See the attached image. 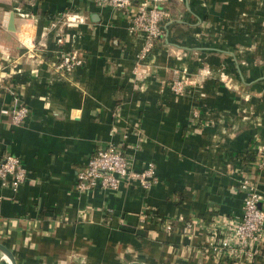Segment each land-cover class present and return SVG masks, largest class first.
<instances>
[{
    "label": "crops",
    "instance_id": "0c3cea01",
    "mask_svg": "<svg viewBox=\"0 0 264 264\" xmlns=\"http://www.w3.org/2000/svg\"><path fill=\"white\" fill-rule=\"evenodd\" d=\"M162 6L141 58L136 4L0 0V160L18 155L28 173L17 191L0 184V242L17 264L248 262L215 254L208 226L242 217L244 176L264 195V0ZM70 51L84 63L59 74ZM22 104L30 115L13 125L2 110ZM113 140L134 171L153 162L158 182L80 193L79 170Z\"/></svg>",
    "mask_w": 264,
    "mask_h": 264
},
{
    "label": "built area",
    "instance_id": "2783aa9c",
    "mask_svg": "<svg viewBox=\"0 0 264 264\" xmlns=\"http://www.w3.org/2000/svg\"><path fill=\"white\" fill-rule=\"evenodd\" d=\"M118 10H128L137 5L130 31L142 32L144 45L140 57L144 58L153 48L155 41L162 34V21L166 12L162 6L163 0H99ZM85 17L78 13H67L64 23H81ZM84 58L76 52H65L55 65V70L62 75L72 73L83 65ZM186 81L178 80L173 84L174 90L182 92ZM30 107L22 104L13 108H5L2 114L10 117L13 125H21L30 115ZM27 169L22 159L12 153L6 154L0 160V184L17 191L27 179ZM158 182L156 166L150 162L144 170L136 172L132 169L130 155L124 151L120 142L110 141L105 148L96 150L87 160L77 175L76 188L80 193L93 192L96 189L118 190L123 183H139L149 189ZM240 189L244 193L243 214L238 219H227L223 226L211 224L210 249L215 254H231L236 258H245L246 264H251L264 249V195L258 183L249 176L240 180ZM158 222L166 230L172 229V223Z\"/></svg>",
    "mask_w": 264,
    "mask_h": 264
},
{
    "label": "water",
    "instance_id": "95a60500",
    "mask_svg": "<svg viewBox=\"0 0 264 264\" xmlns=\"http://www.w3.org/2000/svg\"><path fill=\"white\" fill-rule=\"evenodd\" d=\"M11 24H13V19H11ZM0 251L9 260L10 264H17L13 252L8 247H6L4 244H2L1 242H0ZM127 264H146V263H143V262H130V263H127Z\"/></svg>",
    "mask_w": 264,
    "mask_h": 264
}]
</instances>
